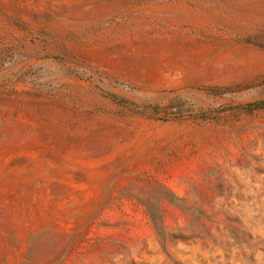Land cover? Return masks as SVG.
I'll list each match as a JSON object with an SVG mask.
<instances>
[{
  "label": "rangeland",
  "instance_id": "obj_1",
  "mask_svg": "<svg viewBox=\"0 0 264 264\" xmlns=\"http://www.w3.org/2000/svg\"><path fill=\"white\" fill-rule=\"evenodd\" d=\"M0 264H264V0H0Z\"/></svg>",
  "mask_w": 264,
  "mask_h": 264
},
{
  "label": "trees",
  "instance_id": "obj_2",
  "mask_svg": "<svg viewBox=\"0 0 264 264\" xmlns=\"http://www.w3.org/2000/svg\"><path fill=\"white\" fill-rule=\"evenodd\" d=\"M259 104H260V103H259ZM257 105H258V103H257V104H254L253 107H260V106H257Z\"/></svg>",
  "mask_w": 264,
  "mask_h": 264
}]
</instances>
